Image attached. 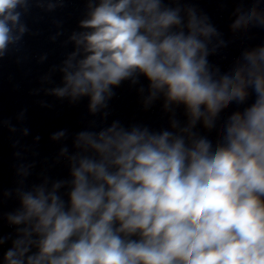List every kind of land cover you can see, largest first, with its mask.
Returning <instances> with one entry per match:
<instances>
[{
	"label": "clouds",
	"instance_id": "1",
	"mask_svg": "<svg viewBox=\"0 0 264 264\" xmlns=\"http://www.w3.org/2000/svg\"><path fill=\"white\" fill-rule=\"evenodd\" d=\"M63 2L0 0V60L28 32L22 16L32 4L51 12ZM248 2L235 9L234 33L264 27V0ZM85 3L80 30L69 36L74 49L58 69L62 83L47 94L73 104L86 97L88 112L106 118L114 89L143 77L144 107L163 99L171 130L113 121L77 133L78 150H60L70 180L15 190L19 208L6 217L15 238L0 264H264V45L221 72L209 56L226 42L195 7ZM253 94L220 126L215 144L195 131L215 129L222 111ZM179 107L186 123L175 118ZM10 238L0 235V247Z\"/></svg>",
	"mask_w": 264,
	"mask_h": 264
}]
</instances>
